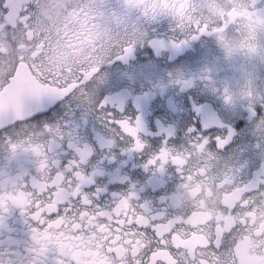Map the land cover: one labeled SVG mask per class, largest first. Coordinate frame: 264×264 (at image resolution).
I'll return each instance as SVG.
<instances>
[{"label": "flooded vegetation", "instance_id": "obj_1", "mask_svg": "<svg viewBox=\"0 0 264 264\" xmlns=\"http://www.w3.org/2000/svg\"><path fill=\"white\" fill-rule=\"evenodd\" d=\"M103 85L144 123H108ZM0 96V264H264V0H0Z\"/></svg>", "mask_w": 264, "mask_h": 264}, {"label": "snow or ice", "instance_id": "obj_2", "mask_svg": "<svg viewBox=\"0 0 264 264\" xmlns=\"http://www.w3.org/2000/svg\"><path fill=\"white\" fill-rule=\"evenodd\" d=\"M152 38L156 39L157 36L154 35ZM193 39H195V37ZM149 43L151 44V42H149ZM191 46H192V44L182 42L181 44H177L174 46V51L177 53L183 52L186 49L190 48ZM152 49H154L152 44H151L150 48L146 49L147 51H149L150 55L152 53ZM127 51L130 54H134L132 49H128ZM130 57H131V55L129 56V58ZM120 62H122V60L118 59L116 61V63H114L112 65V67L113 68H120L122 66ZM172 75H173V73H169V78H170L169 83L175 84L178 86L180 81H172L171 80ZM181 90H183V88H181ZM107 91H108V85L101 86L96 104H97L99 111L103 112L109 118L108 123L112 124L117 129L120 128L119 122L121 120H123L125 117H128L130 120H134L137 125H141L142 123H144L143 115H137L136 114L131 101H129L127 106H125L123 103H120L119 106H117V105L113 104L112 99L106 95ZM70 98L71 97L69 95V96L63 97L62 99L56 100V101H58V103L54 104L53 107L48 109V111L35 112L36 114L29 117V119L34 120V121H39L41 119V117H47L51 121L54 122L58 117L63 115L62 106L65 105V101L69 100ZM52 102L53 101H51V100L47 101L41 107V109L46 107L48 104H52ZM157 103L162 104L163 106L157 107L156 113H155L156 116H159L161 119L167 118V119H165V122H167V120L174 118L175 114L172 113L170 111V109L168 108L166 99H162V100L158 101ZM184 106L185 107L188 106L187 97H185V99H184ZM54 113H55V115H54ZM243 115L245 117H248L249 113L245 112ZM252 119H255V120L264 119V106H257L254 109V116H252ZM191 123H192V121L189 117L186 119V121H182V127L187 128L188 125H190ZM243 126H244V120L242 119L240 121V123L237 125V127H243ZM156 127H157V125L155 123H153L152 124L153 130H155ZM160 130H161V132L168 131L170 136H171V133L173 131V129L170 127L169 128L161 127ZM235 135H236L235 129L232 127H229L226 124L221 125L220 127H213V128H208V129L204 130L201 128V125L199 123H197L196 130L189 133L190 138H199L201 141L207 140L212 149L218 150L221 153H228L232 150V148L235 144V140H234ZM226 141H228V142H226ZM93 143H94V141H93ZM165 143H170V142L165 141L164 144ZM135 148L141 149V148H143V145H141V143L139 141H137ZM151 163H153V161L149 160L148 164H151Z\"/></svg>", "mask_w": 264, "mask_h": 264}, {"label": "water", "instance_id": "obj_3", "mask_svg": "<svg viewBox=\"0 0 264 264\" xmlns=\"http://www.w3.org/2000/svg\"><path fill=\"white\" fill-rule=\"evenodd\" d=\"M3 96H0V127L4 126L6 124H9L13 120L17 119L19 117L20 110L17 109L12 104H5L3 101ZM30 109L27 111L37 110V108H40V105L34 104L28 106ZM35 112V111H33Z\"/></svg>", "mask_w": 264, "mask_h": 264}]
</instances>
